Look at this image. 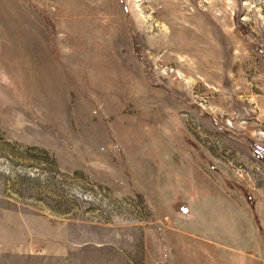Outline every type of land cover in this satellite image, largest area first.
Wrapping results in <instances>:
<instances>
[{
    "label": "rangeland",
    "instance_id": "1",
    "mask_svg": "<svg viewBox=\"0 0 264 264\" xmlns=\"http://www.w3.org/2000/svg\"><path fill=\"white\" fill-rule=\"evenodd\" d=\"M171 132L264 213V0H0V264H145L122 145Z\"/></svg>",
    "mask_w": 264,
    "mask_h": 264
},
{
    "label": "crops",
    "instance_id": "2",
    "mask_svg": "<svg viewBox=\"0 0 264 264\" xmlns=\"http://www.w3.org/2000/svg\"><path fill=\"white\" fill-rule=\"evenodd\" d=\"M160 135L165 137L138 134L122 145L135 181L131 187L149 208L160 240L145 264H264V213L248 199L246 187L232 181L226 168L212 172L195 160L175 133ZM234 188L241 201L231 195ZM195 224L202 229H193Z\"/></svg>",
    "mask_w": 264,
    "mask_h": 264
},
{
    "label": "built area",
    "instance_id": "3",
    "mask_svg": "<svg viewBox=\"0 0 264 264\" xmlns=\"http://www.w3.org/2000/svg\"><path fill=\"white\" fill-rule=\"evenodd\" d=\"M232 171L235 173L234 177L238 179H243L244 176H250L247 169H243L241 166H233Z\"/></svg>",
    "mask_w": 264,
    "mask_h": 264
},
{
    "label": "trees",
    "instance_id": "4",
    "mask_svg": "<svg viewBox=\"0 0 264 264\" xmlns=\"http://www.w3.org/2000/svg\"><path fill=\"white\" fill-rule=\"evenodd\" d=\"M261 151H262V153L264 154V142H263V144H262Z\"/></svg>",
    "mask_w": 264,
    "mask_h": 264
},
{
    "label": "bare ground",
    "instance_id": "5",
    "mask_svg": "<svg viewBox=\"0 0 264 264\" xmlns=\"http://www.w3.org/2000/svg\"><path fill=\"white\" fill-rule=\"evenodd\" d=\"M198 34H199V33H198ZM198 37H200V35H198ZM174 49H176V47H175V48L173 47V50H174Z\"/></svg>",
    "mask_w": 264,
    "mask_h": 264
}]
</instances>
